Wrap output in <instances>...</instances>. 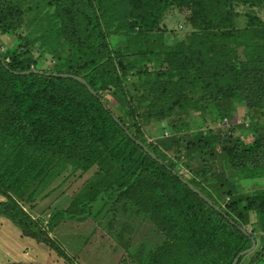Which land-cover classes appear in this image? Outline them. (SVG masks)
I'll use <instances>...</instances> for the list:
<instances>
[{"label":"trees","instance_id":"trees-1","mask_svg":"<svg viewBox=\"0 0 264 264\" xmlns=\"http://www.w3.org/2000/svg\"><path fill=\"white\" fill-rule=\"evenodd\" d=\"M174 11L190 31L170 41L162 22ZM260 26L264 0H0L12 43L0 52V219L69 261L17 198L30 202L58 169L94 170L80 214L59 211L50 227L122 204L159 239L147 264H233L253 243L237 264H264V190L241 185L264 179ZM216 109L226 129L209 122ZM199 111L204 130L192 132ZM162 122L193 138L170 161L146 134Z\"/></svg>","mask_w":264,"mask_h":264},{"label":"rangeland","instance_id":"rangeland-1","mask_svg":"<svg viewBox=\"0 0 264 264\" xmlns=\"http://www.w3.org/2000/svg\"><path fill=\"white\" fill-rule=\"evenodd\" d=\"M184 16L185 15L177 13L176 11L166 15L162 24L166 27L168 40H182L184 36L188 35L190 29L186 26ZM262 28H264V26L257 27L253 29V31L261 36L259 38L255 37V39H258L259 42L264 44V38H262L264 33H262ZM249 38L253 37L249 36ZM11 45L10 39L0 36L1 53L5 52V48L11 50ZM234 107L236 110V117L244 115L245 108L243 106L234 105ZM211 113L212 116L208 117L209 122L214 121L218 129H226L228 122L224 121L225 124L223 126L218 124L221 121V111L216 109L214 112L211 111ZM202 114L201 111L192 112L191 117L188 118V122L192 125V132H196L198 128L199 130H204L202 121L205 116ZM180 116V112L175 111L174 117ZM236 123L238 124L241 122L237 120ZM165 125V122H162L160 126L151 123L146 126L145 129L149 140L163 152L166 160L170 161L178 156L179 152L182 153V144L184 142L189 143L193 141V138L191 133L188 132L176 135H172L165 130L159 132ZM211 128H214V126ZM240 133L241 135L243 134V136L246 135L245 141L250 139L248 132H242L241 130ZM217 144L224 146L225 143L221 144L217 142ZM218 162L219 160L216 159L213 163L214 166L211 165L216 172L220 173ZM61 169L51 174L50 179L53 178L52 181L47 186L43 187L41 191L39 188V192L36 193L34 199H31L30 202L26 201V196L28 194L23 197L24 199L17 198L19 205L23 207V210L34 222L38 223L42 232L47 234L48 239L56 243L58 248L66 255L72 264H135V262H132V259L136 254H138V258L142 260V264H147L150 258L148 257L146 260L145 255L149 249H153V246L158 243L157 241H159V239H154V233L152 231L153 226L150 223H145L136 219L137 217L131 215L129 212H121L122 209L120 208L122 204L117 206L114 213L110 212L107 215L104 213L103 216L97 211V208L93 206L91 207L92 214L83 219L77 221L70 218H61L56 221L52 227L49 226L48 223L52 215H55L59 211H65L70 215L80 214L77 204L89 201L92 198L91 192L85 187V183H92L89 179L94 170H91L90 173L82 177H77L72 174H66V171H70L71 169L65 172ZM182 173L186 174L184 168L180 171V174ZM241 185L244 193L255 192L256 190L261 191L264 190V179L257 182H241ZM4 200L5 199L0 196V201ZM21 235L22 233L11 225L9 221L0 219V236H7L5 239H20L22 238ZM22 239H24V237ZM39 244V247L36 249L37 253H44L48 249V252L53 255V257H56V260L61 264H70L69 261L61 259L60 254L49 249L47 244L43 242ZM8 263H11V261L5 256L3 249H0V264ZM246 263H248L247 259L243 264Z\"/></svg>","mask_w":264,"mask_h":264},{"label":"crops","instance_id":"crops-1","mask_svg":"<svg viewBox=\"0 0 264 264\" xmlns=\"http://www.w3.org/2000/svg\"><path fill=\"white\" fill-rule=\"evenodd\" d=\"M6 237L0 236V249H3L5 256L11 261L8 264H61L48 249L44 253H37L36 249L40 244L33 239L24 236V239H5Z\"/></svg>","mask_w":264,"mask_h":264},{"label":"water","instance_id":"water-1","mask_svg":"<svg viewBox=\"0 0 264 264\" xmlns=\"http://www.w3.org/2000/svg\"><path fill=\"white\" fill-rule=\"evenodd\" d=\"M62 77H68V76H62ZM77 80L80 81L81 83H83L82 80H80V79H77ZM138 144H139V143H138ZM153 157H154V156H153ZM191 189H192V188H191ZM255 247H256V244L253 243V244H252V247H251L249 250L244 251V252L240 253V254L237 256V258L234 260L233 264H237V262H238V260H239L240 257H243V256L248 255L250 252H252V251L255 249Z\"/></svg>","mask_w":264,"mask_h":264}]
</instances>
